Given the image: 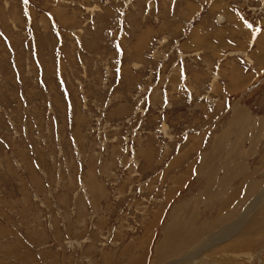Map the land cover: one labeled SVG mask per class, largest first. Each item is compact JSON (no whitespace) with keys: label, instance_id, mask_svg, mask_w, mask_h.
Here are the masks:
<instances>
[{"label":"rangeland","instance_id":"obj_1","mask_svg":"<svg viewBox=\"0 0 264 264\" xmlns=\"http://www.w3.org/2000/svg\"><path fill=\"white\" fill-rule=\"evenodd\" d=\"M263 199L264 0H0V264H264Z\"/></svg>","mask_w":264,"mask_h":264},{"label":"crops","instance_id":"obj_2","mask_svg":"<svg viewBox=\"0 0 264 264\" xmlns=\"http://www.w3.org/2000/svg\"><path fill=\"white\" fill-rule=\"evenodd\" d=\"M239 17H240V16H239ZM239 17H238V18H239ZM238 22L241 24V21H240V19H239V21H238ZM261 63H262V62H260V63H257V62H255L254 64H257V65H258V64H261Z\"/></svg>","mask_w":264,"mask_h":264},{"label":"bare ground","instance_id":"obj_3","mask_svg":"<svg viewBox=\"0 0 264 264\" xmlns=\"http://www.w3.org/2000/svg\"><path fill=\"white\" fill-rule=\"evenodd\" d=\"M246 130V129H245ZM253 142V141H252ZM264 200V199H263ZM262 202V201H261ZM258 206H259V204H258ZM226 238V237H225ZM206 247V246H205ZM164 249V248H163ZM197 253H198V251H197ZM196 253V254H197ZM196 254H193V256L192 257H194V256H196ZM195 258V257H194Z\"/></svg>","mask_w":264,"mask_h":264}]
</instances>
